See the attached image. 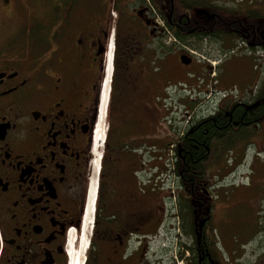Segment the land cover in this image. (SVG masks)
I'll return each mask as SVG.
<instances>
[{
  "label": "flooded vegetation",
  "instance_id": "1",
  "mask_svg": "<svg viewBox=\"0 0 264 264\" xmlns=\"http://www.w3.org/2000/svg\"><path fill=\"white\" fill-rule=\"evenodd\" d=\"M30 2L35 7L34 55L27 56L29 40H22V55H17L11 52L10 41L0 38V264H69L68 233L75 231L76 237L69 234L73 236L69 253H75L89 194L93 185L96 191L97 182L99 198L86 264H169L166 251L153 247L160 211L139 209L135 158L130 159L129 153L107 154V145L99 147L101 143L96 142L102 135L94 137L100 107L106 105L108 69L113 65L107 111L117 99L126 110L159 112L162 106L156 101L165 98L175 82L174 87L186 86L176 98V110L181 106L185 113L189 107L198 109L197 119L189 126L225 122L234 132L231 142L247 139V144L248 127L258 129L264 124V79L259 83L258 77V87L249 88L247 95L232 89L223 94L228 97L225 102L200 103L208 92L204 84L213 73L201 75L206 78L200 80L203 84L191 81L193 71L185 69L196 62L182 49L193 43L198 46L194 32L206 33L208 28L197 24L187 32L190 23L182 21L186 10L177 20L170 12L171 0H0V9L22 16V33ZM6 18L11 16H3L0 10V32ZM187 33L194 39L189 40ZM207 39L209 35L202 40ZM110 41L112 64L110 51L106 62ZM183 54L192 59L188 65L180 62ZM106 64L108 85L102 93ZM173 75L180 79L173 81ZM251 145L252 160L259 166L264 150ZM230 147L205 170L207 182L192 184L190 201L178 186L183 199L177 202L184 237L179 245L181 264H219L210 232L213 207L239 190L229 187L228 178L238 171V163L233 165L234 147ZM244 154L245 149H240L239 156ZM260 172L264 180V171ZM255 174L251 163L245 172V193L254 189ZM183 202L193 208L192 218L183 215ZM259 205L262 222L255 223L256 236L244 245V252H258L264 246V202ZM191 225L194 236L189 234Z\"/></svg>",
  "mask_w": 264,
  "mask_h": 264
},
{
  "label": "rangeland",
  "instance_id": "2",
  "mask_svg": "<svg viewBox=\"0 0 264 264\" xmlns=\"http://www.w3.org/2000/svg\"><path fill=\"white\" fill-rule=\"evenodd\" d=\"M32 1V0H31ZM203 1V0H199ZM206 2L216 8L224 9L229 12H236L241 15H245L250 12L256 13L259 17L264 18V0H206ZM30 12H27V28L26 32L22 33V16L13 15V11H8L5 7L0 9L3 16L10 17V20L5 21V26H3L2 32H0V38L10 41V50L13 54L22 55V40L29 39L28 30L31 29L30 25L34 23L35 19V7H33ZM15 14V13H14ZM29 27V28H28ZM228 37L224 39L215 38L209 36V39L202 40L198 43L197 48L193 43L191 46L182 49L185 54H188L195 60V67L186 68V72L193 71V79L199 83L201 79H206L202 76H208V71L212 73L215 72L216 75H210V80L206 81L204 84L205 89L208 90L202 97L200 103L209 102H225L228 97H224V92L230 90H244L248 89L255 90L258 87L255 85L256 79L260 83L264 79V52L263 51H252L249 46L243 43L240 39H230ZM168 46H172L174 43ZM27 56L31 57L34 55V44L32 46H27ZM173 59V56H172ZM184 71H182V76ZM262 78V79H261ZM180 79L179 75H173L172 80L178 81ZM261 79V80H260ZM215 81V84L213 83ZM202 84L204 81H200ZM256 87V88H255ZM225 90L219 92V90ZM214 90H218L217 94ZM234 92V91H233ZM116 93V92H115ZM169 92L166 94L168 96ZM235 94V92H234ZM171 98V97H170ZM115 99L111 106V111L106 114L107 119V154H114L116 156L121 153L132 154L129 156L130 159H134L137 163L138 170V183H139V209L140 210H158L162 211L163 208L170 207L171 209L176 208L174 201L183 200L179 197L181 192L179 189L175 188L176 177L172 172V163L169 161L175 152L174 141L178 138L183 137V133L189 127V123L195 118V114L198 111L197 107H189L187 113L184 112V107L181 106L176 111H172L170 115L172 117H166L168 113H165L161 109L158 113L151 112L147 113L145 110L136 109H125V106L121 101ZM166 99L161 102L165 103ZM199 100L195 102L198 103ZM167 102H171L170 99ZM158 100L156 104H158ZM211 109V108H210ZM163 110V111H162ZM157 111V110H156ZM156 114V115H155ZM162 114V115H161ZM161 115V118L159 117ZM157 117V118H156ZM169 118V121H167ZM199 119V118H198ZM150 121L151 127H146L142 122ZM264 122V121H263ZM249 130V144H247V139L245 141H240L234 145V156L233 165L235 163L241 162V157L239 156L240 149L248 148L252 142H254L251 147L257 148V151L264 150V124L255 127H248ZM145 144V146L140 147V145ZM128 145L127 151H122V146ZM240 148V149H239ZM252 156V154L250 153ZM263 158L258 161L259 166L256 165L255 160L252 165L255 164L256 170V180L253 182L254 189L248 190L246 193L244 191V185L246 184L245 177L243 173L248 170V165L250 162V156L246 159L245 169L239 168L238 176L235 179L233 175H230L228 182H230L229 187H234L239 189L235 193L234 197H230L228 200H219L216 207H213V221L211 227L213 229L212 235L216 240V244L222 256L224 258L230 257L234 249H236L233 259H235L233 264H244V257L248 256V251L243 255V249L240 248L241 245L246 244L248 241H253L256 234L255 223L262 222L261 214H258V209L260 203L264 202V153H260ZM244 157V156H243ZM146 158V159H145ZM261 158V157H260ZM223 157L219 158V164L222 163ZM218 166L215 165L212 171H216ZM221 172V170H220ZM236 174V173H235ZM246 188V187H245ZM153 190V191H152ZM251 199L250 198H254ZM170 197L169 205H166V198ZM165 202V205H164ZM167 215V216H166ZM164 222L158 226V232L152 239L155 238V243H153L154 249L161 247L162 249H169L167 253L170 255V259L174 264H181L179 258V244L182 241V236L180 231L177 232V221L173 224L174 231H172V236L167 233L166 236L162 233L164 229L167 228L166 222L168 221V213L166 212ZM166 219V220H165ZM157 222L154 223V226ZM171 228V226H170ZM145 228H143L144 231ZM150 231V229H146ZM156 231V227H155ZM156 233V232H154ZM154 235V234H153ZM253 243V242H251ZM264 245V239L262 240ZM141 246V244H140ZM139 246V247H140ZM264 247V246H263ZM134 248H138L137 245ZM242 250V251H241ZM71 254V253H70ZM264 264V255L257 257L251 256L249 258V263L251 261ZM172 264V263H170Z\"/></svg>",
  "mask_w": 264,
  "mask_h": 264
},
{
  "label": "trees",
  "instance_id": "3",
  "mask_svg": "<svg viewBox=\"0 0 264 264\" xmlns=\"http://www.w3.org/2000/svg\"><path fill=\"white\" fill-rule=\"evenodd\" d=\"M184 10L186 11L182 21L190 23L187 32H189L190 26L194 27L197 24L208 28L206 33L194 32L193 36L198 42H201L207 35L220 39L232 37L242 40L252 51L264 52V18H258L256 13L250 12L240 16L236 12L216 8L210 3L208 4L206 0H171L170 12L177 20L180 12ZM201 11L203 12L199 13ZM204 13L208 14V17H205ZM30 27L31 29L28 30L29 40L33 44L36 41L35 24L32 23ZM187 36L190 37L189 40L194 39L191 33H187ZM262 89H264V83ZM149 123L150 121L142 122L148 128L151 127ZM187 129L188 131L183 133V138L175 140L173 167L175 168L176 183L183 189L182 191L186 192L185 197H188L186 201H190L192 184L207 182L205 170L217 162L222 152H226L231 148L230 146L234 147L236 141L231 142L229 136L234 132L225 122H218L216 125L211 122L194 124ZM142 146L145 144L140 145V147ZM121 148L122 151H127L128 145L124 144ZM189 204L183 202L181 204L182 211H185L184 216L192 218L193 208ZM193 230L194 225H191L189 234L192 236H194Z\"/></svg>",
  "mask_w": 264,
  "mask_h": 264
},
{
  "label": "bare ground",
  "instance_id": "4",
  "mask_svg": "<svg viewBox=\"0 0 264 264\" xmlns=\"http://www.w3.org/2000/svg\"><path fill=\"white\" fill-rule=\"evenodd\" d=\"M111 53V51H110ZM110 71L111 69L109 68L108 69V80H109V76H110ZM108 80L107 82L105 83L106 85H108ZM107 95V93H106ZM105 104H106V101H105ZM105 107V105H104ZM104 113L102 112L100 114V119H99V125L96 126V130L94 132V137L95 139H98L99 136L102 135V137L96 142H97V145H99L102 141H103V137H104V126L103 124H100V121L102 120L101 117ZM103 118V117H102ZM98 163V156H97V160H96V165ZM94 194H95V185L92 186L91 188V191H90V194H89V198H88V203H87V208H86V216L84 217V221H83V229H82V233H81V236L79 238V241H80V248L77 250V252L75 253H71L70 254V264H82L83 260H84V253H85V250H86V243H87V237L89 236V232H90V226H91V220H92V208H93V200H94ZM88 217L90 218L89 222L87 221L88 220ZM72 235L71 237V240H70V244L72 245V242H73V239H72Z\"/></svg>",
  "mask_w": 264,
  "mask_h": 264
},
{
  "label": "water",
  "instance_id": "5",
  "mask_svg": "<svg viewBox=\"0 0 264 264\" xmlns=\"http://www.w3.org/2000/svg\"><path fill=\"white\" fill-rule=\"evenodd\" d=\"M183 63H185V64H186V63H188V61H183Z\"/></svg>",
  "mask_w": 264,
  "mask_h": 264
}]
</instances>
